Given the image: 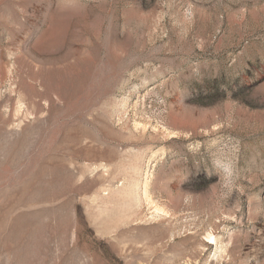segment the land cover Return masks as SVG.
<instances>
[{"label": "rangeland", "instance_id": "rangeland-1", "mask_svg": "<svg viewBox=\"0 0 264 264\" xmlns=\"http://www.w3.org/2000/svg\"><path fill=\"white\" fill-rule=\"evenodd\" d=\"M0 264H264V0H0Z\"/></svg>", "mask_w": 264, "mask_h": 264}, {"label": "bare ground", "instance_id": "bare-ground-1", "mask_svg": "<svg viewBox=\"0 0 264 264\" xmlns=\"http://www.w3.org/2000/svg\"><path fill=\"white\" fill-rule=\"evenodd\" d=\"M211 240H213V238Z\"/></svg>", "mask_w": 264, "mask_h": 264}]
</instances>
